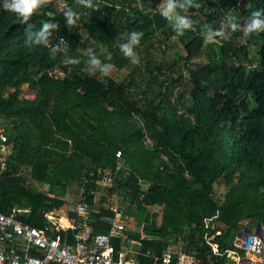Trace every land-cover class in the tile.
Wrapping results in <instances>:
<instances>
[{
    "label": "trees",
    "instance_id": "16d2710c",
    "mask_svg": "<svg viewBox=\"0 0 264 264\" xmlns=\"http://www.w3.org/2000/svg\"><path fill=\"white\" fill-rule=\"evenodd\" d=\"M63 1L83 11L75 26L67 28L57 0L27 23L4 11L0 0V124L11 146L0 170V208L27 205L26 220L42 223L44 213L68 204L63 196L75 181L88 203L111 215L108 196L92 201L88 190L95 184L85 172L115 167L120 150L122 166L111 192L123 193L126 224L133 204L144 214L141 232L126 229L140 242L138 264H153L149 253L171 245L193 253L197 264H236L226 250L234 246L237 230L259 221L264 228V32L244 43L237 31L218 38L220 44H206L203 30L221 28L229 16L243 26L250 10L264 9V0H196L201 7L188 10L193 26L180 37L159 8L147 10L160 0H93L96 10ZM48 21L60 25L49 29L50 44L65 49L55 58L51 47L33 44L36 37L29 40L26 31L28 24L35 32ZM133 30L143 32L136 49L139 65L118 47L122 35ZM174 41L184 54L177 52L170 61L165 54ZM89 47L102 64L113 65L109 76L88 64ZM202 53L206 62H191ZM69 58L81 62L65 66L62 61ZM27 89L34 94L21 95ZM139 178L147 188L141 190ZM220 185L223 191L217 190ZM66 212L76 217L69 208ZM215 214L214 227L206 230L204 218ZM92 222L107 231L98 213ZM216 230L221 231L213 236L217 254L204 239L205 231Z\"/></svg>",
    "mask_w": 264,
    "mask_h": 264
},
{
    "label": "built area",
    "instance_id": "2783aa9c",
    "mask_svg": "<svg viewBox=\"0 0 264 264\" xmlns=\"http://www.w3.org/2000/svg\"><path fill=\"white\" fill-rule=\"evenodd\" d=\"M58 4L61 8L64 2L59 1ZM76 12L80 15L83 11ZM10 151L4 128L0 124V170L4 168ZM120 154V150H117L115 167H99L85 172L95 184L88 190L92 201L97 203L101 196H108L106 207L111 215H102L98 208L88 203L84 190L78 192L77 199L68 207L76 213V217L70 218L65 212L66 226L50 219L60 209L44 213V226H37L26 220L31 213L27 205L15 203L6 210L0 208V264H138V251L130 247L140 242L126 231L127 227L131 232L135 230L132 224L125 222V211L121 204L123 193L111 192L116 171L122 166ZM138 183L141 190L147 188V181L139 178ZM93 213H98L99 221L107 226V231L96 230L92 222ZM216 217L217 214L204 218L206 230L214 227ZM220 233V230L211 235L207 231L204 233L206 243L216 254L219 251L213 236ZM113 240H117L121 246L116 247ZM233 245L237 249H228L226 252L234 263L264 264V229L262 236L254 230L241 238L235 234ZM238 248L243 254L239 253ZM149 255L154 258L153 264H197L194 254L184 251L179 245L157 249ZM244 257L248 258V263L242 262Z\"/></svg>",
    "mask_w": 264,
    "mask_h": 264
},
{
    "label": "clouds",
    "instance_id": "9594fccd",
    "mask_svg": "<svg viewBox=\"0 0 264 264\" xmlns=\"http://www.w3.org/2000/svg\"><path fill=\"white\" fill-rule=\"evenodd\" d=\"M59 1L64 2L63 0H57L56 5ZM50 2L51 0H3V10L15 13L20 18L18 22L27 23L33 13L37 12L40 8L46 6ZM74 2L86 8L93 10L98 9V5L94 4L93 0H74ZM189 7L199 9L201 4L196 2V0H163L162 6L159 8L160 16L169 22L177 37L183 36L185 32L190 30L193 26L192 20L188 15ZM62 8L63 15L66 19L67 28H69V26H75L79 20V16H81L82 13L79 15L67 4H64ZM181 12L184 14L182 15ZM59 27L60 25L58 23H50L48 21L42 23L39 30L35 32L31 30L32 25L28 24L26 31L29 40L32 36L36 37V39L32 41L33 44L43 45L45 48L51 47V52L49 55L55 58V53L65 51V49L61 48L59 44L54 46L50 44L49 36L51 33L49 32V29H58ZM205 28H207V31L203 30V36L206 44H220L221 39L218 38H230L232 33L237 31H243L245 36L259 34L264 32V9L258 8L255 10H250L248 21L243 26L238 22L237 17L229 16L221 28L215 29L214 31L212 30L211 25H205L204 29ZM142 37L143 32L133 30L122 35L124 42L118 45L120 52L133 65L140 64V57L136 49L140 45ZM60 39L61 42H64L63 37ZM25 44L28 45L27 40L25 41ZM85 54L89 57L88 64L99 69L101 76L107 77L111 74L113 65L111 63L102 64L101 59L96 55L93 48H87L85 50ZM106 60L110 61L111 55H108ZM80 62L81 61L76 58H69L65 61H62L65 66L69 64L78 65ZM54 72H56V69H54ZM88 73L93 74L91 72V68H89ZM7 144L10 146L8 142Z\"/></svg>",
    "mask_w": 264,
    "mask_h": 264
},
{
    "label": "rangeland",
    "instance_id": "374dc122",
    "mask_svg": "<svg viewBox=\"0 0 264 264\" xmlns=\"http://www.w3.org/2000/svg\"><path fill=\"white\" fill-rule=\"evenodd\" d=\"M162 3H163V0H160L159 3L157 2V5H154V6H146L147 10L149 9H158L162 6ZM59 4H57L56 6L58 8H60L58 6ZM240 20V19H239ZM225 23V21H224ZM223 23V24H224ZM247 37H250V36H245L243 31H241L240 35L238 36L239 40L241 43H244L247 39ZM251 41H253L254 39L253 38H250ZM175 44H174V49L173 48H170L168 50V54H165L167 57L165 59H168V60H173V58L175 59L177 57L176 53L177 52H180V53H183L184 54V49L182 48V45L178 42V41H174ZM249 49H250V52H254L253 50V45L252 43H250L249 45ZM153 51V50H152ZM154 55L157 56V55H160L162 53V50H161V47L157 49V52L153 51ZM208 59L207 55L206 54H200L196 57H194V59L191 60V62H193L194 64L198 63V62H201V63H204L206 62ZM181 65H182V61H180ZM94 69V67H93ZM56 74H60V72L56 69ZM183 73V76L185 78H187L186 76V72H182ZM177 74H175L176 76ZM182 81V80H181ZM34 92L27 89V90H24L23 92H21V95L23 96H30V95H33ZM0 123L2 124V122L0 121ZM3 125V124H2ZM150 138V137H149ZM149 141V140H148ZM38 190H46V185L45 184H41V183H38V182H31ZM66 193L65 195L63 196V198L68 202V204H66L65 206H63L60 211H57V213H54L53 215L55 217H65V212H66V209H68L67 206H70L74 203L75 199H77L78 197V183L73 181V183H70L67 187H66ZM217 190L219 191H223L224 188L223 186H219V188H217ZM148 206V209L149 211H157L159 212L160 211V207L159 206H150V205H147ZM143 213H141L140 211H138L136 209V206L135 204H133L131 207H130V223L133 225L134 227V230L132 233L134 232H139V229H141V224H142V221H143ZM42 219V218H41ZM159 219V218H158ZM44 220H42V223H37L36 225L37 226H44L43 224ZM174 246L176 245H171L170 248H173ZM139 244H135V245H132L130 248L131 249H134L135 251H138L139 252ZM232 249H237L235 246L232 247Z\"/></svg>",
    "mask_w": 264,
    "mask_h": 264
},
{
    "label": "water",
    "instance_id": "95a60500",
    "mask_svg": "<svg viewBox=\"0 0 264 264\" xmlns=\"http://www.w3.org/2000/svg\"><path fill=\"white\" fill-rule=\"evenodd\" d=\"M251 230H254L261 236L263 235V227L260 221L257 222L254 226L252 225V223H245L241 229L237 230L236 235L238 238H241L248 234ZM242 262L248 263V258H242Z\"/></svg>",
    "mask_w": 264,
    "mask_h": 264
},
{
    "label": "bare ground",
    "instance_id": "6f19581e",
    "mask_svg": "<svg viewBox=\"0 0 264 264\" xmlns=\"http://www.w3.org/2000/svg\"><path fill=\"white\" fill-rule=\"evenodd\" d=\"M50 219H52L53 221H57V222H59L62 226H66L68 223H67V220H66V224H62L63 222H64V218L63 217H58V218H56V217H52L51 216V218Z\"/></svg>",
    "mask_w": 264,
    "mask_h": 264
}]
</instances>
